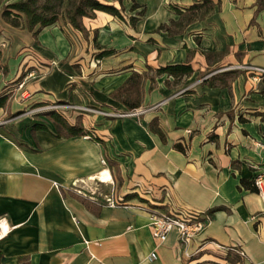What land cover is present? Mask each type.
I'll list each match as a JSON object with an SVG mask.
<instances>
[{"label": "crops", "instance_id": "obj_1", "mask_svg": "<svg viewBox=\"0 0 264 264\" xmlns=\"http://www.w3.org/2000/svg\"><path fill=\"white\" fill-rule=\"evenodd\" d=\"M14 1L0 2V96L9 94L0 121L11 119L0 125V264H264V198L240 185L264 179V10L256 0H210V13L173 35L157 28L203 0H101L122 6L123 19L84 18L87 35L73 46L63 19L35 36L6 23L3 7ZM186 62L193 72L177 82L155 73ZM132 73L145 76L140 107L148 111L103 115L127 110L111 93ZM53 102L91 108L63 117L80 119L104 145L58 138L46 112L26 113ZM36 124L46 130L32 131ZM206 212L211 220L187 247L175 230L161 244L151 236L153 214Z\"/></svg>", "mask_w": 264, "mask_h": 264}, {"label": "trees", "instance_id": "obj_2", "mask_svg": "<svg viewBox=\"0 0 264 264\" xmlns=\"http://www.w3.org/2000/svg\"><path fill=\"white\" fill-rule=\"evenodd\" d=\"M255 5L257 8L256 11L264 10V0H256ZM137 7V4L133 3L131 9L134 10ZM212 8V1L203 0L201 4H193L184 9V11L174 9L175 13L179 16L178 20H171L168 24H162L157 30L166 31L169 35L181 33L187 25L210 13ZM97 11L105 12L123 19L122 6L117 8L101 0H16L3 7L2 18L11 26L27 29L32 32L34 36L40 29L56 23L59 19H63L73 29L86 36L87 30L84 26L83 19L94 18ZM129 21L133 25L136 18L131 16ZM36 27L37 30H35ZM97 46L100 48L99 45ZM110 53H112L111 50H104L100 56ZM189 54L188 52V56ZM206 57H208V55ZM6 70V66L0 64V72L5 73ZM192 72L193 70L188 62L178 65H168L155 70L156 74H167L172 76L176 82L182 77L189 76ZM144 77V75L132 73L120 87L111 93L112 97L121 101L126 106L127 110L140 107L141 83ZM214 79L215 76L209 78L206 83L213 86ZM8 98L9 94L0 96V107L5 106ZM45 116L54 125L56 137L58 138L88 136L92 141L102 146L104 145L100 138L83 127L81 120L78 118L73 125H70L63 115L54 110L46 111ZM36 129L46 130V127L38 124L32 126V131ZM150 130L157 133L159 137L164 140V135L157 127L156 121L150 123ZM175 148L181 152L185 151V148L180 144H176ZM240 185L250 191H257L256 187L252 186L247 180L241 179ZM130 197L134 196L131 195ZM215 210L216 208L210 211V213Z\"/></svg>", "mask_w": 264, "mask_h": 264}, {"label": "built area", "instance_id": "obj_3", "mask_svg": "<svg viewBox=\"0 0 264 264\" xmlns=\"http://www.w3.org/2000/svg\"><path fill=\"white\" fill-rule=\"evenodd\" d=\"M64 32L68 38L70 45L73 46L76 43H80V33L77 30L73 29L68 23L64 25ZM32 75L33 72H29L27 75L23 76L22 81L18 83V88H21L24 85L25 79ZM260 76L264 77V69H260ZM21 97L25 98L23 92L21 94ZM40 108L44 109V111L54 110L63 116H65L68 111H93L91 108L75 106L68 103H51L41 106ZM148 109L149 108L147 107H138L125 111H102L101 113L111 118H139L145 112H147ZM10 120L11 119L9 118L2 120L0 121V125L8 123L10 122ZM253 183L257 189L258 194L264 198V179L261 173L255 176ZM105 203L110 206H115L120 205L122 203V200H114L111 197H106ZM210 220L211 216L207 212L202 213L200 216H180L166 213L153 214L152 222L150 224L151 236L156 244H161L166 240L169 232L175 230L177 232V237L180 245L182 247H187L194 238L200 236L204 232ZM238 252L241 256H244L243 251ZM155 257V252H151L148 256V259L151 260Z\"/></svg>", "mask_w": 264, "mask_h": 264}, {"label": "rangeland", "instance_id": "obj_4", "mask_svg": "<svg viewBox=\"0 0 264 264\" xmlns=\"http://www.w3.org/2000/svg\"><path fill=\"white\" fill-rule=\"evenodd\" d=\"M2 1H7V0H0V2H2ZM29 73V72H28ZM27 73V74H28ZM26 74V75H27ZM53 103H56V102H53ZM38 109H40V110H38ZM43 112H46V111H44V109H41L40 107H30L28 110H27V114L30 116V117H33V116H37V115H40V114H43ZM65 116H68L67 115V113L65 114ZM15 117H21L20 116V114H18L17 116H15ZM97 188H99V190L102 192L103 191V188H102V186L101 185H99V187H97ZM102 200H104V202H105V198H102Z\"/></svg>", "mask_w": 264, "mask_h": 264}, {"label": "bare ground", "instance_id": "obj_5", "mask_svg": "<svg viewBox=\"0 0 264 264\" xmlns=\"http://www.w3.org/2000/svg\"><path fill=\"white\" fill-rule=\"evenodd\" d=\"M103 175L102 176H105L106 178H108V172L105 171L104 173H102Z\"/></svg>", "mask_w": 264, "mask_h": 264}]
</instances>
